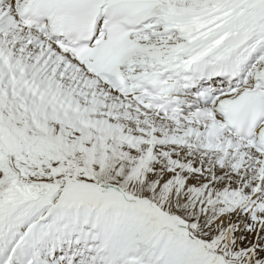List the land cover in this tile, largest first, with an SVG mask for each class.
<instances>
[{"label": "snow or ice", "instance_id": "obj_1", "mask_svg": "<svg viewBox=\"0 0 264 264\" xmlns=\"http://www.w3.org/2000/svg\"><path fill=\"white\" fill-rule=\"evenodd\" d=\"M0 264H264V0H0Z\"/></svg>", "mask_w": 264, "mask_h": 264}]
</instances>
